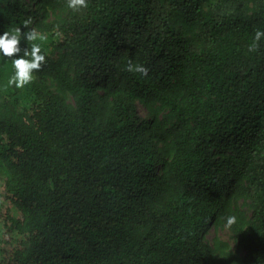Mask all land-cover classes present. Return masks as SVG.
<instances>
[{"label":"trees","instance_id":"16d2710c","mask_svg":"<svg viewBox=\"0 0 264 264\" xmlns=\"http://www.w3.org/2000/svg\"><path fill=\"white\" fill-rule=\"evenodd\" d=\"M26 19L46 63L18 89L0 56V264H264V0H0V34Z\"/></svg>","mask_w":264,"mask_h":264},{"label":"clouds","instance_id":"9594fccd","mask_svg":"<svg viewBox=\"0 0 264 264\" xmlns=\"http://www.w3.org/2000/svg\"><path fill=\"white\" fill-rule=\"evenodd\" d=\"M67 7L73 11H79L87 7V0H67ZM30 20H24L22 28L6 30L0 34V56L6 60L11 58L14 72L8 77L7 85L15 88H23L30 85L36 76V73L42 69L46 63V51L42 50L43 42L46 41L45 33L35 28H30ZM264 40V29L257 28L252 43L248 45V51L256 52L260 48V42ZM31 42L30 47H22L21 42ZM128 71H134L148 75L149 69L143 64H133L131 61L127 64ZM237 217L229 215L226 218L225 227H231L236 223Z\"/></svg>","mask_w":264,"mask_h":264},{"label":"rangeland","instance_id":"374dc122","mask_svg":"<svg viewBox=\"0 0 264 264\" xmlns=\"http://www.w3.org/2000/svg\"><path fill=\"white\" fill-rule=\"evenodd\" d=\"M137 108L139 110L140 115L143 119L148 120L150 119V113L147 107L141 103L137 102ZM0 207H3L6 209L8 207V203L6 202L4 198V191H3V181L2 177L0 175ZM15 215H17V212L13 211ZM5 231L2 230V226L0 225V240H5ZM205 241L211 245L215 244L217 241L228 243L231 246H234V240L231 232L229 229L225 226L220 225H211L205 234Z\"/></svg>","mask_w":264,"mask_h":264}]
</instances>
